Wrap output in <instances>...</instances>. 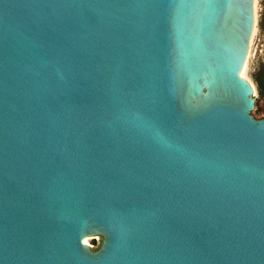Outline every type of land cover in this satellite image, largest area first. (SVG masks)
Returning a JSON list of instances; mask_svg holds the SVG:
<instances>
[{"label":"water","instance_id":"95a60500","mask_svg":"<svg viewBox=\"0 0 264 264\" xmlns=\"http://www.w3.org/2000/svg\"><path fill=\"white\" fill-rule=\"evenodd\" d=\"M253 30L254 0H0V264H264Z\"/></svg>","mask_w":264,"mask_h":264},{"label":"rangeland","instance_id":"374dc122","mask_svg":"<svg viewBox=\"0 0 264 264\" xmlns=\"http://www.w3.org/2000/svg\"><path fill=\"white\" fill-rule=\"evenodd\" d=\"M241 73L253 89L252 114L264 118V0H254V30ZM99 246L100 243L89 245L91 250Z\"/></svg>","mask_w":264,"mask_h":264},{"label":"bare ground","instance_id":"6f19581e","mask_svg":"<svg viewBox=\"0 0 264 264\" xmlns=\"http://www.w3.org/2000/svg\"><path fill=\"white\" fill-rule=\"evenodd\" d=\"M244 66V65H243ZM243 69V68H242ZM242 72V71H241ZM240 75L243 77V73H240Z\"/></svg>","mask_w":264,"mask_h":264}]
</instances>
